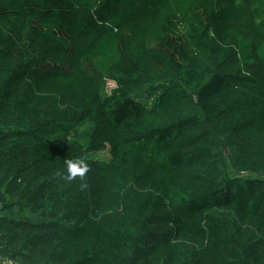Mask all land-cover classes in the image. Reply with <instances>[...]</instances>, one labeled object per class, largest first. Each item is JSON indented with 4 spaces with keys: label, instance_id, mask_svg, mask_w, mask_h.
<instances>
[{
    "label": "trees",
    "instance_id": "1",
    "mask_svg": "<svg viewBox=\"0 0 264 264\" xmlns=\"http://www.w3.org/2000/svg\"><path fill=\"white\" fill-rule=\"evenodd\" d=\"M4 261L264 264V0H0Z\"/></svg>",
    "mask_w": 264,
    "mask_h": 264
},
{
    "label": "clouds",
    "instance_id": "2",
    "mask_svg": "<svg viewBox=\"0 0 264 264\" xmlns=\"http://www.w3.org/2000/svg\"><path fill=\"white\" fill-rule=\"evenodd\" d=\"M66 164V176L68 180L75 179L77 176L84 177L88 172L89 166L84 159H68Z\"/></svg>",
    "mask_w": 264,
    "mask_h": 264
},
{
    "label": "built area",
    "instance_id": "3",
    "mask_svg": "<svg viewBox=\"0 0 264 264\" xmlns=\"http://www.w3.org/2000/svg\"><path fill=\"white\" fill-rule=\"evenodd\" d=\"M0 264H14V263H12V262H10V261H4V262H2V263H0Z\"/></svg>",
    "mask_w": 264,
    "mask_h": 264
},
{
    "label": "rangeland",
    "instance_id": "4",
    "mask_svg": "<svg viewBox=\"0 0 264 264\" xmlns=\"http://www.w3.org/2000/svg\"><path fill=\"white\" fill-rule=\"evenodd\" d=\"M94 157H100V156H102V154H92Z\"/></svg>",
    "mask_w": 264,
    "mask_h": 264
}]
</instances>
